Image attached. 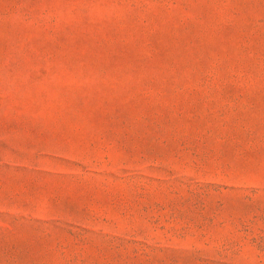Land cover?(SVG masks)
Returning <instances> with one entry per match:
<instances>
[{"label":"rangeland","instance_id":"1","mask_svg":"<svg viewBox=\"0 0 264 264\" xmlns=\"http://www.w3.org/2000/svg\"><path fill=\"white\" fill-rule=\"evenodd\" d=\"M0 264H264V0H0Z\"/></svg>","mask_w":264,"mask_h":264}]
</instances>
